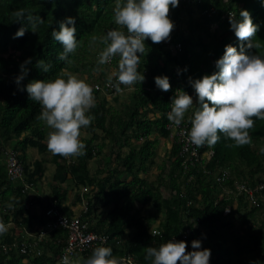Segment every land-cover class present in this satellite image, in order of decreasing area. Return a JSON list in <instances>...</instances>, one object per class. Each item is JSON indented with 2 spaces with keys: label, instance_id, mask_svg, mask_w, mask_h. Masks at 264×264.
I'll return each mask as SVG.
<instances>
[{
  "label": "trees",
  "instance_id": "obj_1",
  "mask_svg": "<svg viewBox=\"0 0 264 264\" xmlns=\"http://www.w3.org/2000/svg\"><path fill=\"white\" fill-rule=\"evenodd\" d=\"M115 3L0 0V221L8 229L0 235V264H62L68 231L57 228L50 236L45 231V211L53 204L69 216L88 221L90 229L105 238L99 246L110 247L118 260L127 257L133 264H150L144 259L149 246L184 241L191 252L192 241L200 240L201 249L211 252L209 264H264V189L259 188L264 182V120L254 118L251 144L229 148L226 145L232 141L221 134L214 147H199L201 159L181 154L179 136L182 127L190 130L188 117L198 107L190 80L218 71L216 61L227 45L239 51L242 43L247 44L231 29L230 14L240 20V10H247L259 28L254 40L264 45V0H180L170 9L174 23L170 38L158 44L144 41L146 51L138 67L144 80L131 87L121 85L120 92L114 86L94 88L95 107L88 113L93 120L87 127L92 133L82 141L86 154L70 162L59 155L47 157L50 129L36 119L41 106L29 98L24 86L63 73H77L88 84H106L111 74L98 64L104 45L90 47L89 41L93 35L119 28L114 23ZM21 8L43 20L35 32L26 19L13 21L12 13ZM68 17L74 18L81 45L70 54L71 63L57 59L63 47L51 37ZM21 27L25 34L14 38ZM247 51L264 55V48ZM41 60L51 65L48 72L37 67ZM118 61V56L113 57L104 65L117 69ZM22 64L28 71L17 85ZM98 69L101 74L96 78ZM157 76L168 77L169 91L156 86ZM128 88L129 98L118 108L101 95L106 91L118 101ZM177 90L195 100L178 127L167 118ZM97 129L103 132L101 137ZM98 138L101 142H95ZM106 140L117 147L118 164L93 175L89 161L102 152ZM165 141L171 145L159 156ZM30 147H37L41 156L33 163L28 158ZM125 147L128 152L123 154ZM11 160L17 161L18 172L11 170ZM51 162L55 171L48 176ZM72 187L75 193L70 199ZM36 206L41 207L38 213ZM24 242L30 247L23 251ZM92 252H75L70 260L75 264V258L86 259Z\"/></svg>",
  "mask_w": 264,
  "mask_h": 264
},
{
  "label": "clouds",
  "instance_id": "obj_2",
  "mask_svg": "<svg viewBox=\"0 0 264 264\" xmlns=\"http://www.w3.org/2000/svg\"><path fill=\"white\" fill-rule=\"evenodd\" d=\"M179 2L180 0H116L114 23L119 28L109 30L101 36L93 35L89 46L104 45L98 55L100 65L109 63L113 57H119L118 69L107 78V83L114 86L117 92L121 91V85L131 87L144 80V76L138 71L141 56L146 51L144 41L150 39L158 44L170 38L174 29V23L169 17L170 9L177 7ZM12 15L13 21L26 19L33 32L37 23L43 22L23 8L14 11ZM239 16L241 19L237 20L235 14H230L231 29L241 42L247 41V44L242 43L239 51L236 47L227 45L223 56L216 61L218 71L190 80L198 98V107L188 117L191 127L186 136L188 142L198 148L205 145L214 147L221 134L232 141L226 145L229 148L251 144L250 130L254 128V118L264 120V55L247 51L260 50L264 45L254 40L259 28L253 23L250 13L240 10ZM74 25V18L68 17L60 23L59 30L51 32V37L63 47L57 59L67 63L72 62L70 54L81 46L76 39ZM120 29H126V32ZM24 34L25 28L21 27L14 38ZM26 63H30V60ZM25 64L21 65V74L16 78L17 85L27 75ZM37 67L48 72L51 65L41 60ZM155 84L162 91H169L171 88L167 76L155 77ZM24 87L29 98L41 106V113L36 119L50 129L47 135L48 151L53 155L69 158V162L71 158L85 155L86 145L80 140V134L81 129L90 126L93 120L88 115L95 107L93 87L71 73H63L55 79L33 80ZM171 105L167 118L178 127L192 108L193 98L186 92L177 90ZM7 231L5 223L0 221V235ZM186 248L184 241L169 240L159 247L145 248L144 259L150 264H209L211 252L207 248L201 249L200 240L192 241L193 251L189 252ZM62 264L74 262L65 255ZM82 264L123 262L113 256L110 247L99 246L93 249L91 256Z\"/></svg>",
  "mask_w": 264,
  "mask_h": 264
},
{
  "label": "built area",
  "instance_id": "obj_3",
  "mask_svg": "<svg viewBox=\"0 0 264 264\" xmlns=\"http://www.w3.org/2000/svg\"><path fill=\"white\" fill-rule=\"evenodd\" d=\"M89 85H91L93 89L96 87L100 90H103L104 88H113V86H110L108 83L103 85L92 83ZM187 132L188 130L183 127L179 131L180 145L182 146L181 154L188 153L192 159H201L202 156L200 154L199 148L188 142L186 136ZM10 165L11 170L18 172L19 169H14L16 168L15 166H17L16 160H11ZM259 188L264 189V182L259 184ZM47 213L48 225L45 228L46 232H51L57 228H62L68 231V236L66 237V247L64 253L62 254L61 262L65 255H68L70 258V256L75 252L93 251L94 248L99 246V242L102 238L97 232L90 229L87 221L82 220L79 216H69L66 213L61 212L58 207L49 209ZM42 235H45V233L42 232ZM102 240L105 241V238ZM22 246L24 251L28 247V243L24 242ZM40 252V248L37 247L36 254H40ZM120 260L123 262V264H133L131 258L121 257Z\"/></svg>",
  "mask_w": 264,
  "mask_h": 264
},
{
  "label": "rangeland",
  "instance_id": "obj_4",
  "mask_svg": "<svg viewBox=\"0 0 264 264\" xmlns=\"http://www.w3.org/2000/svg\"><path fill=\"white\" fill-rule=\"evenodd\" d=\"M215 27H217V25H213V28H215ZM103 66V68L106 70V71H108L110 74H112L113 73V70H117L118 69V64H115V66L117 67V69H114V68H110V67H108V66H106V65H102ZM73 75H77V73H72ZM100 74H101V72H100V69H98V70H96L95 71V77L97 78V76H100ZM83 77H87V75H83ZM94 77V78H95ZM106 92V91H105ZM105 92H103L101 95H106V97H107V99H108V101H109V103L110 104H112L113 106H115V107H119V102H121V101H127L128 100V98H129V94H130V92H131V90H130V88H128V89H125V90H123L121 93H120V95H119V100L118 101H116V99L114 98L115 97V95L114 94H110V93H105ZM193 103H195V100H194V102ZM95 132H97L98 134H99V136L101 137L102 135H103V132L101 131V130H95ZM91 133H92V131H89L87 128H82L81 129V134H80V140L81 141H83L85 138H89V137H91ZM46 141H47V139H46ZM95 142H101V140H100V138H98ZM106 142H107V140H106ZM170 145H171V141H165V142H162V145L160 146V148H159V156H162L163 154H164V152H165V150H168V148L170 147ZM115 148H117L116 146H113L111 143H107L106 145H105V154L106 155H108V154H111V160H110V162H107V169H110V168H113V167H115L116 166V164H118V162L116 161L117 159L115 158V156L117 155V151L118 150H114ZM128 151V148L127 147H125L124 148V150H123V154H125V152H127ZM43 155V154H42ZM53 156V154L52 153H49L48 155H47V157L48 158H51ZM28 158H29V161L31 162V163H33L36 159H40L41 158V156H40V154H39V149L37 148V147H30L29 149H28ZM88 166H89V164H88ZM47 168H48V170H49V173H48V176H50L51 174H53V171H54V169H55V165H54V163L53 162H51V163H49V164H47ZM157 168L156 167H153L152 168V170H156ZM82 188V187H81ZM72 192H71V195H73L74 193H75V188L74 187H72ZM70 199H71V197H70ZM111 207V205L109 206V208ZM54 208H57V206H56V204H53V205H51L50 207H48L47 209H46V211H45V214L48 216V213H47V211L49 210V209H54ZM40 210H41V207L40 206H36V211H37V213L38 212H40ZM88 222V221H87ZM159 222V221H158ZM158 222H156L155 224H154V226H157V224H158ZM235 223L236 224H238L239 222L237 221V220H235ZM11 224V223H10ZM27 232H28V234H30V235H32L33 233H31V232H29L28 230H27ZM48 233V235L49 234H51L52 232H47ZM50 236V235H49ZM75 260H76V263L75 264H82V262L85 260V258L84 257H77V258H75ZM74 262V261H73Z\"/></svg>",
  "mask_w": 264,
  "mask_h": 264
},
{
  "label": "crops",
  "instance_id": "obj_5",
  "mask_svg": "<svg viewBox=\"0 0 264 264\" xmlns=\"http://www.w3.org/2000/svg\"><path fill=\"white\" fill-rule=\"evenodd\" d=\"M109 143L108 141L104 144V147L102 149V152L99 154H96L90 161H89V169L92 171L91 173L94 175L96 173H100V174H104L106 172H108L107 169V161H108V155L105 154V145ZM128 152V151H127ZM106 156V157H105ZM116 158V156H115ZM55 165V164H54ZM55 171V169H54ZM53 171V172H54ZM49 170L47 168L46 170V175H48ZM71 198L72 195L70 194ZM70 200V199H69ZM71 201V200H70ZM53 232V230H52ZM64 238V237H63ZM73 256V255H71Z\"/></svg>",
  "mask_w": 264,
  "mask_h": 264
}]
</instances>
